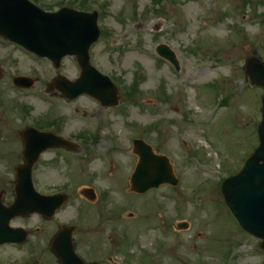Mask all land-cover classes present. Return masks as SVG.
I'll return each mask as SVG.
<instances>
[{
    "label": "rangeland",
    "instance_id": "obj_1",
    "mask_svg": "<svg viewBox=\"0 0 264 264\" xmlns=\"http://www.w3.org/2000/svg\"><path fill=\"white\" fill-rule=\"evenodd\" d=\"M39 3H54L47 12L79 9L72 0ZM91 4L89 12L107 6L106 14L99 12L103 35L92 48L95 63L122 85L139 77L142 95L135 99L137 105L121 96L120 106L109 110L83 98L74 104L51 100L45 90L58 73L70 80L78 77L75 60L65 59L57 71L49 61L0 39V192L5 203L13 200L12 170L22 163L16 159L21 148L17 135L55 111L52 117L65 122L63 133L100 135L98 142H86L68 157L43 155L35 168L41 192L62 188L74 194L95 180L106 194L107 200L91 210L86 226L81 224L75 233L78 252L89 262L109 264L112 257L119 264H264L261 241L238 226L220 193V182L237 174L258 146L264 91L251 87L244 66L251 57L264 62V0ZM160 44L175 52L179 72L158 57ZM18 76L37 82L22 90L13 85ZM162 86L166 101L157 97ZM215 106L219 109L214 114ZM136 139L170 158L177 187L163 186L142 196L130 192L138 160L132 151ZM81 204H67L53 222L39 216L13 221L32 235L23 246L1 247L0 264H57L50 240L59 222L78 224ZM184 225L187 229H180ZM86 230L103 233L86 236Z\"/></svg>",
    "mask_w": 264,
    "mask_h": 264
},
{
    "label": "water",
    "instance_id": "obj_2",
    "mask_svg": "<svg viewBox=\"0 0 264 264\" xmlns=\"http://www.w3.org/2000/svg\"><path fill=\"white\" fill-rule=\"evenodd\" d=\"M0 36L24 46L40 57L50 59L57 68L63 57L76 55L81 66L87 70L89 48L99 37L97 14L88 15L72 10L46 14L26 0H0ZM162 51L175 62V58L167 49ZM89 72L87 70L81 81L72 84L69 89H66L68 85L61 78L57 80L56 86L67 95L77 92L88 78ZM246 73L250 76L252 84L264 88V65L259 60L248 61ZM15 83L26 88L32 85L31 81L21 79ZM99 88L106 91L107 85H101ZM96 91L101 96L104 92ZM116 93L117 91H114L113 95ZM78 94L79 92L73 97ZM262 104V122L258 127L260 146L248 159L242 172L228 179L221 191L227 206L242 228L263 240L261 248L264 249V96ZM23 136H31L24 138L26 165L18 172L17 197L13 205L3 207L0 203V246L6 243H22L24 239L25 232L22 229L10 227L12 219L35 212L50 217L61 204L60 199L52 202L51 200L55 198L37 195L33 191L30 179L33 164L39 154L52 145L54 139L34 130L26 131ZM135 144V153L140 161L132 181L133 191L143 193L165 183L177 184L167 158L156 156L152 148L141 141ZM50 249L60 264H85L75 254L69 229H63L56 235Z\"/></svg>",
    "mask_w": 264,
    "mask_h": 264
},
{
    "label": "flooded vegetation",
    "instance_id": "obj_3",
    "mask_svg": "<svg viewBox=\"0 0 264 264\" xmlns=\"http://www.w3.org/2000/svg\"><path fill=\"white\" fill-rule=\"evenodd\" d=\"M76 139H80V138H76ZM11 192L13 194V189L11 190ZM0 195H1L2 200L4 201V198H5L4 193L1 192ZM89 198H90L89 195H86V197H81V196L78 197V199L81 200L83 202V204H81V210H80L81 211V213H80V217L81 218H79V220L77 221L78 222V228L76 229V232L80 228L81 224L83 226H86L85 225V222H86L85 220L87 218H90L91 210L94 211L93 208H95L96 204L91 202V200H89ZM74 200L79 202V200H77V199H74ZM4 203H5V201H4ZM104 223L105 222H98V225H103ZM85 229L86 228H84V230ZM102 233H103V231H92V230H86V232H84V234L86 236L89 235V234H90L89 236H95V235H99V234H102Z\"/></svg>",
    "mask_w": 264,
    "mask_h": 264
},
{
    "label": "trees",
    "instance_id": "obj_4",
    "mask_svg": "<svg viewBox=\"0 0 264 264\" xmlns=\"http://www.w3.org/2000/svg\"><path fill=\"white\" fill-rule=\"evenodd\" d=\"M80 8H81V9H85L86 6H85L84 4H81V5H80Z\"/></svg>",
    "mask_w": 264,
    "mask_h": 264
}]
</instances>
